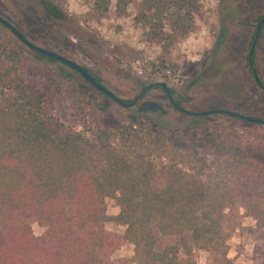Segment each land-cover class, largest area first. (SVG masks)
Returning a JSON list of instances; mask_svg holds the SVG:
<instances>
[{"label": "trees", "instance_id": "16d2710c", "mask_svg": "<svg viewBox=\"0 0 264 264\" xmlns=\"http://www.w3.org/2000/svg\"><path fill=\"white\" fill-rule=\"evenodd\" d=\"M92 1L101 19L112 1L127 15L136 0ZM200 1L143 0L135 21L169 46L193 32ZM45 2L63 20L59 5ZM29 68L0 34V264H113L126 243L138 264H197L196 250L209 252L211 264H233L235 211L264 229V125L241 133L145 115L106 127L91 121L86 99L62 119L52 81H27ZM108 199L117 215L108 213Z\"/></svg>", "mask_w": 264, "mask_h": 264}, {"label": "rangeland", "instance_id": "374dc122", "mask_svg": "<svg viewBox=\"0 0 264 264\" xmlns=\"http://www.w3.org/2000/svg\"><path fill=\"white\" fill-rule=\"evenodd\" d=\"M43 1L58 4L63 20L49 17L43 10ZM142 5L143 0H136L129 6L128 14L123 15L117 11L116 2L112 1L107 15L97 19L92 15V0H0V15L30 41L88 69L100 78L103 85L126 101H132L145 86L165 83L174 89L176 95L192 99L183 103L186 110L226 109L264 119V97L250 94L254 87L245 59L249 34L246 27H242V24H247V16H258L264 12V0H201L193 32L169 46L163 39H148V30L144 31L137 25L135 17ZM224 14L232 15L236 21L228 27L225 35L228 47L217 51V39L220 37L217 20ZM165 33H172L168 26ZM0 34L30 62L27 81H52L54 113L62 119L69 117L73 102L78 99L88 100L89 118L106 127L118 126L134 116L152 117L138 113L137 108L121 107L77 72L30 50L1 24ZM163 64L169 66V70L156 72L153 65ZM262 70L264 72V68ZM146 99L163 104L166 113L158 117L173 127L188 128L198 122L211 129L236 128L241 133L255 127L254 123L226 115L193 117L183 114L171 106L159 88L150 90ZM107 206L110 215L120 212L111 199L107 200ZM233 218L239 227L228 242V258L233 264H264V229H257L256 221L246 216L243 208L235 211ZM107 228L119 234L125 232V227L112 223H108ZM33 230L36 236L44 232V228L36 223ZM174 240L163 238L162 242ZM134 255V246L126 243L114 253L113 264H138L133 259ZM194 258L197 264L212 262V255L204 250H196Z\"/></svg>", "mask_w": 264, "mask_h": 264}, {"label": "water", "instance_id": "95a60500", "mask_svg": "<svg viewBox=\"0 0 264 264\" xmlns=\"http://www.w3.org/2000/svg\"><path fill=\"white\" fill-rule=\"evenodd\" d=\"M0 24L10 30L14 36L25 46H27L30 50L36 52L37 54L51 58L57 62L62 63L63 65L69 67L73 71L77 72L81 77H83L91 86H93L95 89H97L99 92L106 95L108 98L115 101L118 105H120L123 108L126 109H133L137 106L138 101L141 98V94L138 95L133 101L127 102L126 100L122 99L121 97L117 96L113 91L108 89L105 85L98 82L97 79L82 65L78 64L77 62L57 53L52 50L43 48L32 41H30L25 35L19 31L17 27H15L10 21L5 19L0 15ZM259 36V30L256 35V39L254 41V45L252 47V52L254 49V46L256 44L257 38ZM252 56V55H251ZM252 57L250 58L251 61ZM156 86L161 87L167 94L168 98L174 102V98L172 96L171 90L165 83H158L155 84ZM155 85H151L152 87ZM177 100L188 102L191 100V98H184L182 96H178ZM140 111L138 113H144L149 115H164L166 111L164 110V106L161 103L153 102V101H145L142 103V105L139 108ZM181 111L187 115L193 116V117H207L211 115H227L229 117L237 118L243 121L251 122L254 124H263L264 120L259 118L250 117L248 115L236 113L233 111L225 110V109H216V110H209V111H202V112H193L186 109H182Z\"/></svg>", "mask_w": 264, "mask_h": 264}, {"label": "flooded vegetation", "instance_id": "af4514ba", "mask_svg": "<svg viewBox=\"0 0 264 264\" xmlns=\"http://www.w3.org/2000/svg\"><path fill=\"white\" fill-rule=\"evenodd\" d=\"M42 6H43L44 12L49 17H51L53 19L56 16V12L57 11L59 12V10L57 9L56 6H53V5L51 6V4L46 3L45 1L42 2ZM59 13H61V12H59ZM62 16H63V14H62ZM221 17L218 18V20H217L218 26H219V29H220V37H219V39H217V51L221 50L224 46L228 47L229 43H228L227 38H225V35H226L227 31H228V27H232L233 26V22L236 21V20L231 18V17H233L232 15L224 14ZM246 20H247V24L246 25L242 24V27H246L247 32L249 34L248 35L249 39L246 42L247 43V45H246L247 46V49H246L247 53H246V58L245 59H246V65H247V68H248V71H249V76L251 78V83H252V86L254 87V88H252L250 90V94H252V95H259L260 94L261 96L264 97V72L262 70L264 68V12L262 14L258 15V16L249 15V16H247ZM258 30H259V36L257 38L256 44H255L253 52H252V47L254 45V41L256 39V35H257ZM251 57H252V59L250 61ZM220 61L221 60H217V62L222 64L223 62H220ZM155 84H158V83H155ZM155 84H151V85H155ZM151 85L143 87L140 90V92L138 93V95L142 93L141 98L138 101L137 106L135 107V108H137L138 111H140L139 108L142 105V103L145 102V101L157 102V101H154V100L146 99L147 93L150 90L154 89V88L161 89L165 93L166 97L168 98L166 92L161 87L156 86V85L152 87ZM169 89L171 90L172 96L174 98V102H172L168 98L169 103L171 104V106L174 109H176L177 111L183 113L181 111V108L185 109L183 107L184 101L177 100V97L181 96V95H176L174 89H172L170 87H169ZM138 95L136 97H138ZM182 97H184V96H182ZM184 98H189V97H184ZM190 101H188V102H190ZM157 103H159V102H157ZM252 109H254V106H252ZM236 113H238V112H236ZM141 114H144V113H141ZM183 114H185V113H183ZM248 116L254 117V118H259L257 115H254V114L248 115ZM259 119H261V118H259Z\"/></svg>", "mask_w": 264, "mask_h": 264}]
</instances>
